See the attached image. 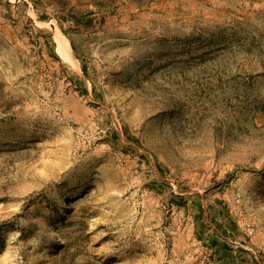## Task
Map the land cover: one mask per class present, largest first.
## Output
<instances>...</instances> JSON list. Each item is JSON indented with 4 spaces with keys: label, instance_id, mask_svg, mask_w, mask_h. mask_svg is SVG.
Wrapping results in <instances>:
<instances>
[{
    "label": "rangeland",
    "instance_id": "374dc122",
    "mask_svg": "<svg viewBox=\"0 0 264 264\" xmlns=\"http://www.w3.org/2000/svg\"><path fill=\"white\" fill-rule=\"evenodd\" d=\"M0 264H264V0H0Z\"/></svg>",
    "mask_w": 264,
    "mask_h": 264
},
{
    "label": "bare ground",
    "instance_id": "6f19581e",
    "mask_svg": "<svg viewBox=\"0 0 264 264\" xmlns=\"http://www.w3.org/2000/svg\"><path fill=\"white\" fill-rule=\"evenodd\" d=\"M56 38L58 42V49H59V52L62 54V56L67 61H69L72 65L79 67L78 60L71 55L70 40L67 37H61L59 35H57Z\"/></svg>",
    "mask_w": 264,
    "mask_h": 264
}]
</instances>
